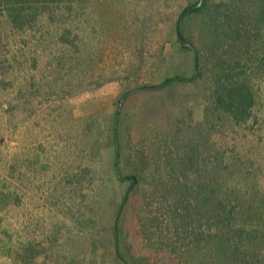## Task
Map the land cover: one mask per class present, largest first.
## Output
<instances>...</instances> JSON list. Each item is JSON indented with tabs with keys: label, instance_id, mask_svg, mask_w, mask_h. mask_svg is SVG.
I'll return each instance as SVG.
<instances>
[{
	"label": "rangeland",
	"instance_id": "1",
	"mask_svg": "<svg viewBox=\"0 0 264 264\" xmlns=\"http://www.w3.org/2000/svg\"><path fill=\"white\" fill-rule=\"evenodd\" d=\"M192 1L87 0L69 19L45 17L28 33L0 26V192L9 195L0 202V264H14L13 248L28 241L41 242L51 256L61 254V263L47 257L44 264H68L74 256L77 264L92 258L123 264L112 255V231L128 190L122 231L136 262L198 264V245L175 230L171 199L156 194L159 174L174 176L172 169H158V158L173 147L179 125L184 133L214 139V152L223 147L215 140L246 138L218 121L208 124L209 79L133 90L193 74L194 52L182 46L176 30ZM202 25L197 19L192 35ZM65 26L71 29L67 42L60 37ZM260 30L264 38V26ZM263 79L257 74L255 81L264 90ZM130 90L114 130L118 102ZM261 107L264 120V99ZM117 133L122 169L141 174L137 189L116 174ZM139 150L146 152L145 163ZM242 182H249L246 196L263 203L264 177L253 171ZM260 228L256 262L264 264V224Z\"/></svg>",
	"mask_w": 264,
	"mask_h": 264
},
{
	"label": "trees",
	"instance_id": "2",
	"mask_svg": "<svg viewBox=\"0 0 264 264\" xmlns=\"http://www.w3.org/2000/svg\"><path fill=\"white\" fill-rule=\"evenodd\" d=\"M86 1L0 0V26L28 33L39 29L45 17L56 21L64 17L69 19L77 6H85ZM199 2L194 0L189 3L176 22L179 41L185 49L194 52L193 74L167 77L160 83L146 84L133 90L166 87L175 81L199 85L209 79L210 83L204 84L210 97L206 113L207 120H210L208 124L212 126L218 121L222 127H232L239 134L243 133L246 139L252 137L247 140H229L228 137L221 139L222 142L215 140L217 146L222 144L223 147L214 152L211 144L214 139L196 130L184 133L183 126L179 125L173 137V147L167 155L158 158L161 163L158 169H172L174 176L171 180H164L165 175L160 172L156 194L171 199L173 208L170 217L175 230L184 234L180 237H192L198 245V264H257L259 252L256 238L263 237L260 226L264 224V201L256 205L246 196L245 188H248L249 182L241 184L250 180L253 171L257 176L264 177V120L261 118L264 90L263 82L256 85L255 81L257 74H264V38H259L260 29L264 26V0H204L202 5L193 7ZM197 19H202L203 25L200 34L192 35L191 27ZM64 28L60 37L67 42L71 29L70 26ZM180 34L192 46L185 45ZM133 90L124 92L120 97L114 130L124 101ZM255 127L257 131L253 135ZM179 138L186 141L175 147V140ZM114 143L118 178L129 180L130 189L139 188L141 174H125L122 169L118 133ZM138 153L145 163L146 152L139 150ZM171 161L174 164H170ZM218 162L222 166L216 164ZM142 180L145 178L142 177ZM130 194L128 190L116 212L112 255L123 264H142L136 262L135 255L131 254L123 238L122 215ZM5 196L9 195L1 191L0 202L5 201ZM13 249L14 264H41L45 261L44 264L48 261L47 257L60 262L61 254L57 251L51 256L52 253H48L51 249L41 242L28 241ZM44 252L47 254H44L42 262H38ZM106 255L102 257L104 260ZM94 260L96 258H92L91 264H96ZM76 261L74 256L68 264H77Z\"/></svg>",
	"mask_w": 264,
	"mask_h": 264
},
{
	"label": "water",
	"instance_id": "3",
	"mask_svg": "<svg viewBox=\"0 0 264 264\" xmlns=\"http://www.w3.org/2000/svg\"><path fill=\"white\" fill-rule=\"evenodd\" d=\"M203 2H204V0H200V2L195 4V5H193V7H198V6L202 5ZM180 38H181V40L183 41V43L185 45L192 46V44L188 40H186L185 37L182 34H180Z\"/></svg>",
	"mask_w": 264,
	"mask_h": 264
}]
</instances>
